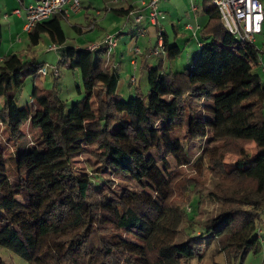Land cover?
I'll use <instances>...</instances> for the list:
<instances>
[{
	"label": "trees",
	"instance_id": "1",
	"mask_svg": "<svg viewBox=\"0 0 264 264\" xmlns=\"http://www.w3.org/2000/svg\"><path fill=\"white\" fill-rule=\"evenodd\" d=\"M201 8L207 21L199 34L211 41L202 40L191 70L166 73L161 58L144 66L145 97L138 89L128 100L116 93L118 70L102 60V50L67 47L57 65L79 70L82 98L65 112L55 91L36 86L42 65L15 53L2 58L0 143L14 149L10 158L0 149L1 247L30 264H191L203 259L210 238L224 264H243L261 251L264 84L253 68L264 49L230 35L211 0H202ZM63 20L57 14L36 24L27 33L28 51L43 33L63 45ZM162 38L167 58L178 57V46ZM1 39L0 25V45ZM29 77L31 100L18 107L15 91ZM25 125L40 139L29 144ZM183 140L204 143L195 166L205 164L213 181L207 196L219 205L201 223L195 218L207 184L188 179L179 185V167L188 163L173 153ZM84 154L99 165L92 177L72 168ZM227 156L235 160L227 163ZM117 180L138 190L116 193ZM183 222L188 236L178 244ZM124 242L139 255L125 253Z\"/></svg>",
	"mask_w": 264,
	"mask_h": 264
},
{
	"label": "rangeland",
	"instance_id": "2",
	"mask_svg": "<svg viewBox=\"0 0 264 264\" xmlns=\"http://www.w3.org/2000/svg\"><path fill=\"white\" fill-rule=\"evenodd\" d=\"M32 0H24V5H27ZM80 8L89 13L95 14L97 11L101 12V17L95 16L98 22L101 21L100 25L104 28L105 31L109 34H116L117 36V46L115 49H112L110 52L115 53L111 55L110 63H115L118 67L119 81L116 88V93L122 97L123 100H128L130 97L136 94V89L139 90L140 95L146 96L148 91L147 84V71L144 69V66L155 67L159 64V59L153 56H146L147 58H142V56H137L135 54V47H137L141 52L145 51V48L148 47L149 41L154 44L155 34L154 31L150 28L149 34L145 36H139L137 34V29L133 27L130 28L128 24L129 20L126 16H120L115 14L113 11H108L109 17L104 20L106 15V2L105 0H79ZM202 0H160L158 3L159 10L163 13V18L160 20V25L165 31L169 45L176 44L181 50V53L178 57L174 59H169L167 56L161 57L162 59V71L166 73H175L182 72L184 70H191L193 67V56L199 49L198 42H201V38L195 19L198 18V21H202V26L206 22L207 18L202 12L201 8ZM197 7V13H192L191 8ZM20 9L21 13L25 14L24 8L19 6L17 0H0V25L2 28V39L0 45V59L9 54L15 53L22 55L21 57L24 60H34L40 65L48 67V74L42 76L36 81V86L39 89L45 91H55L59 98L64 101L65 112H68L72 103L79 101L82 98V94L78 93V89L82 91V82L81 75L79 70H73L69 67L62 65H57L60 60L61 53L65 50L66 47H73L75 45L74 38L77 36L75 31L71 28L67 21L63 20L61 22L63 31L65 33L66 41L63 45L59 46L55 44L59 49L58 51H48V48L53 45L50 38L47 34H41L39 44L31 47L28 51V37L27 32L21 31L20 24L17 25L15 33L9 28V20H15V17L11 14L13 9ZM193 9V8H192ZM4 15H7V18H4ZM77 18V17H76ZM83 22L84 19H82ZM78 20L79 24L83 23ZM132 23V22H131ZM84 25V24H82ZM186 25H191L195 29V35L193 32H188L185 30ZM161 30L160 26L158 27ZM264 31V30H263ZM99 30H94L89 38L93 43H99L101 40L96 41L97 36L99 35ZM121 33V34H120ZM86 35L88 34L85 33ZM133 35V36H131ZM21 40V43L20 41ZM96 41V42H94ZM204 42L209 43L210 38L203 40ZM255 47L257 49H264V32L261 35L255 37L254 41ZM104 60H108L107 53H104ZM136 61V65H131L130 59ZM264 62V54L260 57ZM144 61V65H143ZM57 67L59 71V77L55 78L52 75L51 69ZM253 73L259 75L262 83L264 84V73L261 71V67L254 66ZM135 77L136 82L132 83L131 78ZM33 78H27L23 86L20 89L15 91V98L17 101V106L21 107L31 100V95L33 91ZM208 118H212V115L206 113ZM22 131L25 133V140L27 139L29 144L35 139H40V134L37 131H33L28 125L22 127ZM23 140V143L26 141ZM5 147V148H4ZM204 147V143L201 140H192L187 141L183 140L179 143L178 150L174 151V156H178L183 164L186 166L179 167L178 179L181 182L179 185L183 184V180H193L204 182L206 180V187L202 195V200L200 204L199 211L195 218L196 222H204L209 218H212L216 215L219 205L216 202H213L208 196L207 193L213 181H210L208 173L206 171L205 164L203 163L202 168H198L195 164L199 161L201 156V149ZM10 158L13 152V145L4 141L0 143V149ZM248 151L252 150V147L247 148ZM250 153V152H249ZM235 158L232 156L226 157V162L230 163L234 161ZM10 166L7 163L8 169ZM98 164L94 159L87 154L80 156L72 162V168L81 174H88L89 176L92 173V170L98 168ZM201 172V173H200ZM94 176V174L92 175ZM90 176V177H92ZM104 180H110L108 174H102ZM196 179V180H195ZM113 180V179H112ZM116 185L114 186V191L116 193L122 192L123 188H130L132 190H138V187L131 182H124L117 180ZM177 192L175 193V195ZM195 198V202L197 201ZM186 226L187 223L183 222L180 233L176 239V243L181 244L186 240ZM261 241V251L257 255L249 254L245 257L243 264H263L264 263V234L260 236ZM125 246V253H132V255L138 256V249L132 244L123 243ZM203 259L198 260L194 259L191 261V264H224V256L219 252V247L217 240L215 238H210L206 245L203 248ZM0 260L4 264H30L17 256L16 254L8 251L7 249L0 246ZM123 264H127L126 261H123Z\"/></svg>",
	"mask_w": 264,
	"mask_h": 264
},
{
	"label": "built area",
	"instance_id": "3",
	"mask_svg": "<svg viewBox=\"0 0 264 264\" xmlns=\"http://www.w3.org/2000/svg\"><path fill=\"white\" fill-rule=\"evenodd\" d=\"M120 0H112V5H117ZM160 0H138V5L131 6L125 15L129 21L137 25V34L145 36L147 34V26L151 25L158 28L159 20L163 18V13L158 8ZM212 6L216 7L221 18L223 28L237 40L253 44L255 37L262 33V25L264 23V8L260 0H211ZM79 0H41L31 3L24 7L25 23L24 31L30 32L36 24L45 22L57 14L68 18L71 14H76L80 11ZM147 11L145 14L144 11ZM193 11L195 8L192 9ZM13 15L20 16L21 10L16 9ZM98 15V13H97ZM7 18V15L4 16ZM93 28V25L90 26ZM187 30H193L190 25H187ZM117 46L116 34L105 35L99 43L89 44L86 50L96 52L106 47L108 52ZM58 47L53 44L48 48V51H58ZM135 53L139 50L136 48ZM150 55L156 58H161L166 55V49L163 42L161 31L158 33L156 45L150 49ZM258 66L264 72V64L260 59ZM113 69L116 67L113 66ZM52 75L55 78L59 77L57 67L51 69ZM48 74V67L43 66L39 71L40 76ZM131 82H136L135 77L131 78ZM258 236L264 234V207L261 211V220L256 228Z\"/></svg>",
	"mask_w": 264,
	"mask_h": 264
},
{
	"label": "crops",
	"instance_id": "4",
	"mask_svg": "<svg viewBox=\"0 0 264 264\" xmlns=\"http://www.w3.org/2000/svg\"><path fill=\"white\" fill-rule=\"evenodd\" d=\"M18 1V3H19V6L20 7H22V8H24L25 6H27V5H29V4H31V3H34V1L32 0L30 3H28L27 5H24V0H23V5H20V2H19V0H17ZM111 1L112 0H105V2L107 3L106 5V7L107 8H105V10H106V15H105V17H104V20L103 21H105L106 19H108V17H109V14H108V11H113L114 13H115V11H118V10H122V11H124V12H127V10L133 5V6H136V5H138V3H137V1L138 0H120L119 1V3L117 4V5H112L111 4ZM260 2L262 3V5H263V8H264V0H260ZM83 7H81V9H80V11L78 12V13H76V14H71L68 18H64V20L65 21H67L68 22V24L71 26V28L75 31V33L77 34V36L74 38V42H75V45L73 46L74 48H76V49H86L88 46H89V44H92L91 42H93L90 38H89V36L93 33V31L94 30H99L100 32H99V35L97 36V39H96V41H99V40H102V38L105 36V35H107V34H109V33H107V31H105L104 30V28L102 27V25H100V23H101V21L100 22H98V20L95 18V16H98V17H101V12H99V11H97L95 14H92V13H89L88 11H85V10H83L82 9ZM192 8H195V10L193 11L192 10ZM192 8H191V12L192 13H197V11H198V8L197 7H193L192 6ZM14 10H16V8L15 9H13L12 10V12H11V14L14 12ZM97 13H98V15H97ZM144 13L146 14L147 13V11L145 10L144 11ZM116 14V13H115ZM204 14V13H203ZM13 15V14H12ZM118 15V14H117ZM5 16V15H4ZM14 17H15V20H9V22H8V25H9V28H11V30L13 31V33H15V31H16V27H17V25L19 26V24H20V27L19 28H21V31H24V23H25V14H23V13H21V15L18 17V16H16V15H13ZM122 16V15H121ZM123 16H125V15H123ZM8 17V16H7ZM77 17V18H76ZM207 18V17H206ZM82 19H84V21L85 22H83L82 21ZM78 20H80V21H82L83 23H80L79 24V22H78ZM161 20V19H160ZM160 20H159V23H160ZM195 23L197 24V29H198V32L201 30V28L205 25V23H204V25L202 26V21L200 22V21H198V18H196L195 20ZM207 21V20H206ZM94 23V26H93V28H90V23ZM132 21H129L128 22V24H130L131 26H130V28L131 27H133L134 29H137V25H135L133 22L131 23ZM82 24H84V25H82ZM90 25V26H89ZM191 26V25H190ZM160 29L161 30H159V28H156V27H153V26H151V25H148L147 26V34H149L150 32H149V29L151 28L153 31H154V34H155V40H154V44L153 43H151V41H149V45H148V47H146L145 48V51H143V52H141L137 47H135V49L137 48L138 50H139V52L136 54L137 56H142V58H147L146 56H150V49L151 48H153L155 45H156V43H157V38H158V33H159V31H161V34H163V35H165L166 36V40H167V42H168V37H167V35H166V33H165V31L162 29V25H160ZM187 25L185 26V30L186 31H188V32H193V35H195V29L192 27V31L191 30H187ZM264 30V23H263V25H262V33L264 32L263 31ZM88 32V34L86 35L85 33H87ZM121 34V33H120ZM261 35V34H260ZM131 36H133V35H131ZM20 41V43H21V40H19ZM96 41H94V42H96ZM202 42V41H201ZM201 42H198L197 44H198V46L200 47V44H201ZM169 43V42H168ZM67 48V47H66ZM116 48V47H115ZM115 48H113V49H115ZM101 50H102V55H101V58H102V60H104V53H107V58H108V60H106V61H109V63H110V59H111V55L113 54V58L115 57V54H116V52L115 53H112V52H108V50H107V48L106 47H102L101 48ZM101 50H99V51H101ZM98 51V52H99ZM98 52H93L94 54H96V53H98ZM1 60L2 59H0V62H1ZM262 60V59H261ZM105 61V60H104ZM262 62H263V60H262ZM131 65H133V66H135L136 65V61L135 60H132V58L130 59V62H129ZM145 63H144V61H143V65H144ZM263 64H264V62H263ZM110 65H113V66H117L115 63H110ZM146 66V65H145ZM117 69H118V67H116ZM261 71H262V69H261ZM264 73V72H263ZM261 235H263V234H261ZM260 235V236H261ZM260 236H259V238H260ZM262 241V240H261ZM260 241V242H261Z\"/></svg>",
	"mask_w": 264,
	"mask_h": 264
}]
</instances>
